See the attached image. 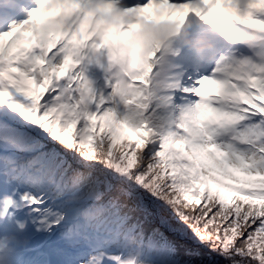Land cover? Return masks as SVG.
<instances>
[{
  "label": "snow or ice",
  "instance_id": "6c2138e0",
  "mask_svg": "<svg viewBox=\"0 0 264 264\" xmlns=\"http://www.w3.org/2000/svg\"><path fill=\"white\" fill-rule=\"evenodd\" d=\"M122 3L102 32L91 0L0 4L26 16L0 30V253L31 264V228L58 237L63 264H136L158 218L174 264H208L199 248L264 264V0ZM190 15L227 49L185 85L164 74L169 49L126 33Z\"/></svg>",
  "mask_w": 264,
  "mask_h": 264
},
{
  "label": "rangeland",
  "instance_id": "374dc122",
  "mask_svg": "<svg viewBox=\"0 0 264 264\" xmlns=\"http://www.w3.org/2000/svg\"><path fill=\"white\" fill-rule=\"evenodd\" d=\"M18 3H23V0H18ZM0 4H3V0H0ZM25 18V14L19 7L15 10L7 7L0 8V30H7L10 23H18ZM184 28L187 33H189V28H195L200 32L198 35L204 33L205 35L200 39H193V37L189 35L188 39L191 41V44H184L182 40L175 39L171 43V47L164 57L162 67L164 69V74L180 79L185 85H190L198 78L199 74L209 70V58L213 56L214 53L219 54L220 52L225 51L227 45L217 34H215L208 26L200 22L194 15H190L186 19ZM201 41L206 44H211L212 47L210 49H205L203 52H199L197 48ZM97 74L98 72L95 69H92L89 72L91 77L98 76ZM190 77L191 79H189ZM177 95H179V93H177ZM25 235L30 238V246L33 249V251H31V258H29L31 264H63L62 258L54 252V248L58 243V237L53 240L51 244H47L50 246L44 252L38 253V251L43 249L44 245L46 246L49 237L43 233H35L31 228ZM213 255L209 256L213 257ZM201 258L208 261V259L204 257ZM219 259L220 258L218 257L217 261H219ZM141 261H143V264H164L163 262L157 263L153 258H142ZM217 261L215 262L218 264ZM208 264L212 263L208 261Z\"/></svg>",
  "mask_w": 264,
  "mask_h": 264
},
{
  "label": "clouds",
  "instance_id": "9594fccd",
  "mask_svg": "<svg viewBox=\"0 0 264 264\" xmlns=\"http://www.w3.org/2000/svg\"><path fill=\"white\" fill-rule=\"evenodd\" d=\"M109 4H114V11L111 13L109 23L114 28H119L123 20L124 4L122 0H91V8L98 13L93 21V28L97 31H103L104 26L100 23V12L104 11ZM133 40L140 44L159 43L162 47L170 49L171 43L175 39H180L184 44H191L188 39V33L183 26H178L176 23L165 19H147L140 18L126 33ZM211 44H206L203 41L199 43L197 50L199 52L210 49ZM130 65H119L118 70L124 71ZM4 240L10 244L20 242L14 235L4 237ZM27 243V240L22 241ZM136 264H141L140 256L137 255ZM0 264H13L9 255L0 253Z\"/></svg>",
  "mask_w": 264,
  "mask_h": 264
},
{
  "label": "trees",
  "instance_id": "16d2710c",
  "mask_svg": "<svg viewBox=\"0 0 264 264\" xmlns=\"http://www.w3.org/2000/svg\"><path fill=\"white\" fill-rule=\"evenodd\" d=\"M1 27V23H0ZM159 227L160 231L164 234V236H154L153 235V228ZM176 233L172 231L167 226H162L158 218H153L150 220L144 228V242L142 247V252L140 255V260L142 258H153L157 263H164V264H174L173 259V252L171 248L170 241L176 237ZM167 237V239H165ZM57 236H52L47 239L46 246L44 247L47 249L53 240H55ZM182 241L188 244L190 247L199 248L198 245H194L195 241L183 237ZM201 257L208 259L209 262L212 264H217V256L212 254L209 249L207 248H199ZM177 256L184 258V249H180L177 253ZM209 255H213L210 257ZM219 262V261H217Z\"/></svg>",
  "mask_w": 264,
  "mask_h": 264
}]
</instances>
